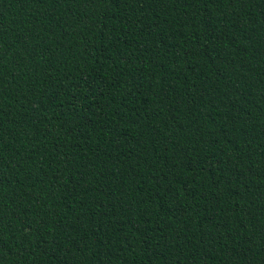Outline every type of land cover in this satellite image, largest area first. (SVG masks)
<instances>
[{"label": "trees", "instance_id": "trees-1", "mask_svg": "<svg viewBox=\"0 0 264 264\" xmlns=\"http://www.w3.org/2000/svg\"><path fill=\"white\" fill-rule=\"evenodd\" d=\"M0 264H264V0H0Z\"/></svg>", "mask_w": 264, "mask_h": 264}]
</instances>
